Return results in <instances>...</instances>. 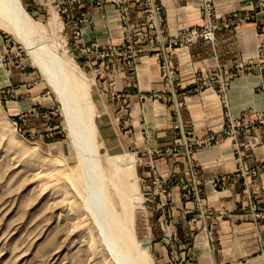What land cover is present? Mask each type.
Wrapping results in <instances>:
<instances>
[{
  "label": "rangeland",
  "instance_id": "rangeland-1",
  "mask_svg": "<svg viewBox=\"0 0 264 264\" xmlns=\"http://www.w3.org/2000/svg\"><path fill=\"white\" fill-rule=\"evenodd\" d=\"M20 1L87 78L106 186L111 158L133 166L151 264H264V0ZM41 154L59 176L76 163L61 103L0 27V264H104Z\"/></svg>",
  "mask_w": 264,
  "mask_h": 264
},
{
  "label": "bare ground",
  "instance_id": "bare-ground-1",
  "mask_svg": "<svg viewBox=\"0 0 264 264\" xmlns=\"http://www.w3.org/2000/svg\"><path fill=\"white\" fill-rule=\"evenodd\" d=\"M0 27L13 33L27 46L33 64L62 105L68 136L75 150L76 163L72 170L68 169L67 177L62 175L64 179H59L62 178L59 176L61 168L54 169L56 163L51 156H37L41 169L47 171L39 176L42 186L47 188L48 182L54 180L61 185L64 183L65 188L73 186L78 189L81 201H71L75 206L69 211L79 213L81 220L88 221L87 236L91 240L88 250L104 253L107 256L103 259L104 264H151L149 254L134 236V212L139 197L134 185L129 183L133 166L124 156L109 160L113 170L108 175L109 184L106 186V173L95 139V110L86 76L73 62L55 55L48 40L47 43L44 40L42 29L25 12L20 0H0ZM33 38H38V42ZM109 187L116 201L115 198L111 200ZM80 207L83 213H80Z\"/></svg>",
  "mask_w": 264,
  "mask_h": 264
},
{
  "label": "built area",
  "instance_id": "built-area-1",
  "mask_svg": "<svg viewBox=\"0 0 264 264\" xmlns=\"http://www.w3.org/2000/svg\"><path fill=\"white\" fill-rule=\"evenodd\" d=\"M196 34V33H195Z\"/></svg>",
  "mask_w": 264,
  "mask_h": 264
},
{
  "label": "water",
  "instance_id": "water-1",
  "mask_svg": "<svg viewBox=\"0 0 264 264\" xmlns=\"http://www.w3.org/2000/svg\"><path fill=\"white\" fill-rule=\"evenodd\" d=\"M144 244V243H143Z\"/></svg>",
  "mask_w": 264,
  "mask_h": 264
}]
</instances>
